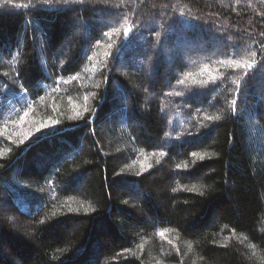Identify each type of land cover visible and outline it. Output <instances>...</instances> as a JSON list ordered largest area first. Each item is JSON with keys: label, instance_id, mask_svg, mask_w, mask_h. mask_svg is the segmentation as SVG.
<instances>
[{"label": "trees", "instance_id": "16d2710c", "mask_svg": "<svg viewBox=\"0 0 264 264\" xmlns=\"http://www.w3.org/2000/svg\"><path fill=\"white\" fill-rule=\"evenodd\" d=\"M263 81L264 0H0V264H264Z\"/></svg>", "mask_w": 264, "mask_h": 264}, {"label": "rangeland", "instance_id": "374dc122", "mask_svg": "<svg viewBox=\"0 0 264 264\" xmlns=\"http://www.w3.org/2000/svg\"><path fill=\"white\" fill-rule=\"evenodd\" d=\"M100 22H104V19H100ZM216 39V38H218V35H217V33H215V34H213V36H212V39ZM195 47H203V45H197V46H195ZM152 73V72H151ZM153 78V81H155L156 79H155V77H152ZM262 85H264V81L261 83ZM122 122L121 121H118L116 124H115V126L116 127H120V124H121ZM135 125V124H134ZM107 126L111 129V125H110V123L108 122L107 123ZM76 189V191H78V192H80L81 191V189H80V187L78 186V187H76L75 188ZM129 189L127 188V189H123V192H126V191H128ZM136 192L137 193H139V190H136Z\"/></svg>", "mask_w": 264, "mask_h": 264}, {"label": "snow or ice", "instance_id": "6c2138e0", "mask_svg": "<svg viewBox=\"0 0 264 264\" xmlns=\"http://www.w3.org/2000/svg\"><path fill=\"white\" fill-rule=\"evenodd\" d=\"M6 2H7L8 4H11V3H12V0H6ZM236 67H240V65L237 64ZM77 115H79V113H78ZM209 119H211V118H209ZM217 119H218V118H217ZM54 123H55V122H54Z\"/></svg>", "mask_w": 264, "mask_h": 264}]
</instances>
